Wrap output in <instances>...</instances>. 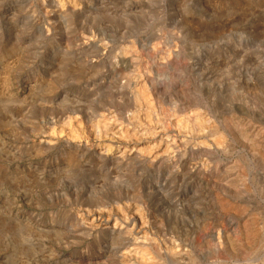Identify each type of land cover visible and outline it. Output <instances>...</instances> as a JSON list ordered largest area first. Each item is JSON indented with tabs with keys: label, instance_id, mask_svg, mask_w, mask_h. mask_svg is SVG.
Instances as JSON below:
<instances>
[{
	"label": "rangeland",
	"instance_id": "rangeland-1",
	"mask_svg": "<svg viewBox=\"0 0 264 264\" xmlns=\"http://www.w3.org/2000/svg\"><path fill=\"white\" fill-rule=\"evenodd\" d=\"M262 149L264 0H0V264H264Z\"/></svg>",
	"mask_w": 264,
	"mask_h": 264
},
{
	"label": "bare ground",
	"instance_id": "bare-ground-1",
	"mask_svg": "<svg viewBox=\"0 0 264 264\" xmlns=\"http://www.w3.org/2000/svg\"><path fill=\"white\" fill-rule=\"evenodd\" d=\"M52 2V1H51ZM47 3V2H46ZM54 5V4H53ZM55 7H56V5H55ZM59 11H61V10H59ZM58 15V14H57ZM125 45V44H124ZM131 47V46H130ZM129 50V49H128ZM191 115V114H190ZM192 116H193V114H192ZM193 120V119H192ZM232 121V120H231ZM192 123V122H191ZM190 123V124H191ZM194 124V123H193ZM192 127V126H191ZM195 127H196V125H195ZM193 128V127H192ZM199 128V127H198ZM217 128V127H216ZM197 130V129H196ZM201 130V129H200ZM217 130V129H216ZM242 130V129H241ZM197 132V131H196ZM199 132V131H198ZM246 134V133H245ZM224 144V143H223ZM257 146V145H256ZM221 147V146H220ZM257 151V150H256ZM255 152V151H254ZM257 157H258V159H259V161L261 162V163H264V151H263V149L262 150H258L257 151ZM230 168V167H229ZM245 175V174H244ZM232 176V175H231ZM234 177V176H233ZM232 178V177H231ZM225 179V178H224ZM219 180V179H218ZM243 190V189H242ZM248 190H249V188H248ZM241 192V191H240ZM246 192V191H245ZM242 193V192H241ZM231 194V193H230ZM232 194H234V193H232ZM229 196V195H228ZM237 196V195H236ZM227 197V196H226ZM226 199V198H225ZM218 200V199H217ZM232 200V199H231ZM219 201V200H218ZM219 202H222L221 200L219 201ZM225 202V200L223 201V203ZM230 202V201H229ZM222 203V204H223ZM226 203V202H225ZM245 203V202H244ZM220 204V203H219ZM221 204V205H222ZM228 204V203H227ZM231 204V203H230ZM233 204V203H232ZM243 204V203H242ZM241 204V205H242ZM246 204V203H245ZM226 205V204H225ZM224 204H223V207H225L226 208V206H225ZM236 205V204H235ZM244 205V204H243ZM228 206V205H227ZM221 207V206H220ZM222 207V208H223ZM228 207H230V206H228ZM227 207V208H228ZM235 207V206H234ZM247 207V206H246ZM229 209V208H228ZM230 209L232 210V207H230ZM235 209H236V207H235ZM237 209H239V208H237ZM228 211V210H227ZM242 211V210H241ZM247 211V210H246ZM250 211V210H249ZM239 212H240V210H239ZM241 215V214H240ZM261 215V214H260ZM259 215V216H260ZM257 215L256 214H253V217L251 216V218H250V220L251 221H245L243 224H242V227H243V237H242V239H235V241L233 240V241H230L232 244H231V248H238V249H234L235 251H237V252H239V253H243L244 255H243V257L245 256H247L248 254H249V252H250V250L252 249V246H253V243L255 244L256 242H254V240L256 239V237L258 236V234H259V231H258V229H257V226H256V224H258L259 222H257V223H255V220L257 219V217H256ZM247 219V218H246ZM249 219V218H248ZM247 219V220H248ZM261 219V218H260ZM259 219V220H260ZM251 222H253V223H251ZM260 222H262V221H260ZM239 223V222H238ZM240 224V223H239ZM260 225H262V224H260ZM239 226V225H238ZM263 227V226H262ZM261 229V228H260ZM262 232V231H261ZM241 235V234H240ZM261 237V236H260ZM238 238H240V237H238ZM234 239V238H233ZM151 241H153L152 239H151ZM258 241V240H257ZM148 242V241H147ZM154 242V241H153ZM229 243V242H228ZM258 243V242H257ZM146 247V246H145ZM144 247V248H145ZM128 248V247H127ZM158 247H156V249H157ZM227 249L229 250V248L227 247ZM232 249V250H233ZM142 250V249H141ZM154 250V249H153ZM160 250V249H159ZM171 250V249H170ZM144 251V250H143ZM161 251V250H160ZM169 251V250H168ZM175 251H177V250H175ZM179 252V251H178ZM134 253V252H133ZM158 253H160V252H158ZM173 253V252H172ZM165 254V253H164ZM173 254H176V252L175 253H173ZM192 254V253H191ZM160 255V254H159ZM166 255V254H165ZM179 258L180 257H182L183 256V254H181V253H178V254H176ZM193 255V254H192ZM230 255H233L234 256V254H230ZM252 255V254H251ZM250 255V256H251ZM161 256V255H160ZM195 256V255H194ZM238 256V255H237ZM249 256V257H250ZM155 257V256H154ZM165 257V256H164ZM169 257V256H168ZM174 257H176V256H174ZM174 257H172V258H174ZM248 257V256H247ZM185 258H188L187 256H185L184 258H181V259H185ZM191 259V258H190ZM245 259V258H244ZM141 260L142 261H145V262H147V263H149V264H155V262H159V260H157V261H155L152 257L151 258H148V259H146L145 258V256L143 255V256H141ZM176 260V259H175ZM191 261V260H190ZM192 261H194V260H192ZM167 262V261H166ZM174 262V261H173ZM160 263V262H159ZM168 263V262H167ZM175 263V262H174ZM164 264V263H163ZM194 264V263H193Z\"/></svg>",
	"mask_w": 264,
	"mask_h": 264
}]
</instances>
